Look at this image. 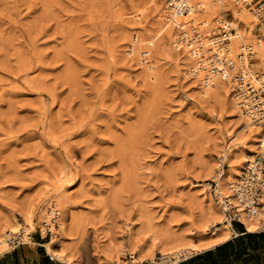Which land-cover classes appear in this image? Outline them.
Listing matches in <instances>:
<instances>
[{
    "label": "rangeland",
    "instance_id": "1",
    "mask_svg": "<svg viewBox=\"0 0 264 264\" xmlns=\"http://www.w3.org/2000/svg\"><path fill=\"white\" fill-rule=\"evenodd\" d=\"M158 1L0 0V233L23 237L0 264H67L49 242L76 264H107L122 249L120 264H180L232 241L197 264H264V223L255 239L232 233L208 251L166 254L222 226L206 228L209 198L222 210L208 182L230 135L248 130L226 101L193 92L186 47L157 35ZM134 35L145 43L128 55ZM73 179L55 226L47 189Z\"/></svg>",
    "mask_w": 264,
    "mask_h": 264
},
{
    "label": "bare ground",
    "instance_id": "2",
    "mask_svg": "<svg viewBox=\"0 0 264 264\" xmlns=\"http://www.w3.org/2000/svg\"><path fill=\"white\" fill-rule=\"evenodd\" d=\"M157 1L158 0H150V2L154 4H156ZM237 1L238 0H192L191 12L187 16L178 19L177 22L179 25H184V26L185 25L189 26L191 23L194 25H200L202 31H205L206 33H210L211 34L210 36H212V34L218 33L217 29L220 24V20L223 17V14L225 12L227 13L230 12L231 15L233 16V21H229L228 26L237 29L240 38L234 39L231 43L230 52L228 54H225L224 56H222L223 52H221L220 58L226 56L235 58L238 55L237 52L240 50L242 42L245 44L253 45L260 36L264 35V24L260 23L256 18H254L247 9L243 8L242 6L238 7L236 5ZM167 5H168L167 0H163L162 6L159 7L158 9L157 15L159 20L158 19L157 20L159 21L158 23L160 29L159 31H157L159 32L157 33V35L162 36L164 35V33H167L169 40L171 41V45L177 51L184 50V47H186L184 53L187 56V60L185 62L184 68L185 69L191 68L190 69L191 71L189 70L187 71L188 76H191L190 78H193V80L191 79L192 80L191 89L193 90V92L200 95V97L206 100L210 99L212 101H216V103L217 102L223 103V101H226V103L229 104V106L234 110V112L242 119L244 127L247 128L246 130H248V132L244 133L248 136L244 138H243L244 135H242V133L239 132L238 133L236 132L233 136L230 135L231 145L230 144L226 145V147L223 150L224 153L221 156L224 159L223 162L227 164V168L223 173V175L220 176L217 173V170H220L221 167L219 165V158H218V166L216 168V173L212 178L213 180H211V181H216L218 183V187H217L218 189L216 191L217 199L221 204L225 216L224 201L231 197V191H230L231 185L238 181V178L240 177V175H242L243 170L248 166L250 162L253 161L255 156L260 153V149H264V128L260 125V123H256L252 121L250 118L246 117L245 114L239 109L238 103L235 101L234 98L235 85L230 81L231 78L228 81H221L217 77L210 76L207 66H204L203 68L199 67L198 61L196 60V58H198L197 54L192 52V48L191 47L189 48L187 45L180 44L182 39L180 36L181 32H178V30L174 28L173 25L169 24V21L167 19V8H168ZM220 14L221 16L219 17V19H217ZM215 24H216V32L214 29ZM260 24L261 26H259ZM256 28H259L258 34L254 35L253 33L256 30ZM185 29L187 28L185 27ZM134 32H137V30L136 31L134 30ZM252 38H256V39H254L253 41ZM211 42H213V40L210 39L207 40V43H211ZM133 43H134L133 46H129L131 51L128 53V55L130 53L132 55L134 52L138 51L139 47L145 43V40L140 39V37L137 35H134ZM135 45L136 47H134ZM206 46L208 47L210 46V44ZM210 48L211 47H208L207 50H209ZM258 147H259V152L255 154L254 151ZM247 149H250V152L254 153L255 155L252 157L251 156L248 157V154L246 152ZM212 166L214 165L212 164L211 166L206 168L207 169L206 173L208 175L209 173L213 172ZM74 180L75 179L68 181L67 184H63L62 186L55 185L54 188H51L53 191L51 189L50 190L47 189L49 193L47 199H49L50 201L47 203V205L51 206L50 208L51 210L48 211V213L52 215L53 220L57 221V219L59 218L60 216L59 209H66L65 208V205H67L66 194H65L66 191L62 192L63 191L62 189H64L66 185L71 184ZM203 186L204 185H196L195 187L202 188ZM67 202H69V200ZM209 203L212 205L213 208L212 211H214V213L212 216H210L211 223L208 226H206V228L213 227L214 225H217L219 223L222 224V226L216 227V231L213 232L212 237L209 240L204 241L202 245L190 243L185 247L176 246L169 253L166 250L167 251L166 254H170V256L175 257V259L176 258L180 259L181 257L185 258L188 257L189 255L198 254L203 251H208L211 248H214L215 246H218L229 240L230 235L234 233V230L231 227L232 226L231 223L230 222L228 223V221H226V217L222 216V212H221L222 210L219 211V209H215V205L211 198H209ZM68 206L67 209L70 208ZM70 210H72V208ZM43 211L44 209L41 210L42 214ZM65 212L67 213V211ZM239 212H243V210H240ZM32 213L28 212L27 214H25V221L30 230H32L34 227L33 217L36 212L35 213L32 212ZM66 215L69 214L67 213ZM240 220L243 225L245 224L248 232L250 233L257 232L264 223V209H261L259 215L255 217H251V216L248 217L247 215L242 213ZM14 224H15L14 229H16V231L19 230L20 227L21 228L23 227V224L18 221H15ZM52 224H54L53 221ZM60 227L63 230L64 228L63 224H60ZM50 228L52 229L53 227L50 226ZM235 236H238V234H235ZM13 239L14 237L10 238V234L6 232L0 233V254H3L5 251H7L6 247L8 245L10 246ZM45 248L47 250V253L50 254L52 257L54 258L56 257L58 260L67 264H76L73 263L70 257H68L63 250L56 249V246H54L52 242L45 244ZM124 252H125L124 249L118 250L117 251L118 256L110 260H106L105 262H108L107 264H120V255H122ZM163 259H168V257H165ZM136 260L138 262H141L138 259ZM170 260L172 264L173 259ZM176 263L177 261L173 262V264Z\"/></svg>",
    "mask_w": 264,
    "mask_h": 264
},
{
    "label": "built area",
    "instance_id": "3",
    "mask_svg": "<svg viewBox=\"0 0 264 264\" xmlns=\"http://www.w3.org/2000/svg\"><path fill=\"white\" fill-rule=\"evenodd\" d=\"M191 2L192 0H167V19L170 25L181 32L180 44L192 48V52L197 54L199 67L207 66L210 76L217 77L221 81H228L231 78L230 81L235 85L234 98L239 109L246 117L260 123L264 128V35L260 36L253 45L242 42L235 58L230 56L220 58V53L223 52L222 56L228 54L232 41L240 38L237 29L228 26L229 19L233 21V16L225 12L220 20L218 33L210 36V33L201 30L200 25L178 24V19L191 12ZM236 5L247 9L254 18L264 24V0H238ZM209 39L213 42L207 43ZM208 44H210L208 47H211L209 50L206 46ZM223 161V157L219 158L221 167L217 173L220 176L227 168V164ZM208 184L209 190H212L217 197L218 183L210 181ZM230 191L231 197L224 201V205L226 221L231 225L234 223L243 225L240 220L242 213L248 217H255L259 215L261 209H264V149H260V153L243 170L238 181L231 185ZM240 210L243 212H239ZM52 221L55 226L58 225L56 220ZM41 234L47 237L54 233L44 222ZM22 244L23 237H14L10 247L16 249ZM125 264L159 263L138 262L134 255H130Z\"/></svg>",
    "mask_w": 264,
    "mask_h": 264
},
{
    "label": "trees",
    "instance_id": "4",
    "mask_svg": "<svg viewBox=\"0 0 264 264\" xmlns=\"http://www.w3.org/2000/svg\"><path fill=\"white\" fill-rule=\"evenodd\" d=\"M233 226L235 228V231L238 233V236L241 237L237 241L238 243H242L244 239L251 240V239H255V238L258 237V235H256V234L247 233L245 231V227L243 225H241V224L234 223ZM234 246H235V242L234 241L228 242V243H226V244H224L222 246L217 247L215 249V251H208L202 256H197V257L191 258V259H189V260H187L185 262H182L180 264H197L201 260H209V259H211L214 256V254L223 253L226 250L233 248Z\"/></svg>",
    "mask_w": 264,
    "mask_h": 264
},
{
    "label": "crops",
    "instance_id": "5",
    "mask_svg": "<svg viewBox=\"0 0 264 264\" xmlns=\"http://www.w3.org/2000/svg\"><path fill=\"white\" fill-rule=\"evenodd\" d=\"M232 227V226H231ZM244 227H245V229L247 230V228H246V226H245V224H244ZM232 229L234 230V233L235 234H238L236 231H235V229L232 227ZM212 249V248H211Z\"/></svg>",
    "mask_w": 264,
    "mask_h": 264
}]
</instances>
